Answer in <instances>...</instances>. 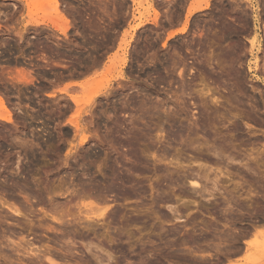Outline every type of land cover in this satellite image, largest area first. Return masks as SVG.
<instances>
[{
    "label": "rangeland",
    "instance_id": "rangeland-1",
    "mask_svg": "<svg viewBox=\"0 0 264 264\" xmlns=\"http://www.w3.org/2000/svg\"><path fill=\"white\" fill-rule=\"evenodd\" d=\"M58 1L56 14L51 10L55 7L53 0H30L33 4L27 3V0L0 2V97L4 99L0 114L10 116L13 121L7 124L0 120V202L14 206L32 221L29 224L28 220L11 216L0 206V264L5 259L8 260L7 264L20 263L21 259L26 264L27 256L23 252L27 247L37 252L50 246L57 260L61 258V253L68 250L69 241L76 243L70 252L79 263L82 261L77 259L75 253L85 255L82 259L89 264H96L94 258L88 261L91 255L103 264H229L230 261L232 264H264V234L256 236L253 233L258 239L254 238V247L247 252L242 246L244 239L240 241L239 237V233L252 224L250 218L255 214L252 208H257V211L258 206H262L259 198L264 194L262 189L252 184L253 193H257L256 199L250 195L252 200L246 195L247 179L253 181L252 174L261 173L264 158H261L262 164L255 155V159L247 157L257 159L253 161L256 164L250 159H242L249 153V156L255 154L250 150H256L258 154L264 146V12L260 10L261 0H251V5L243 0H209L207 9L194 13L187 21L185 16L190 6L203 0ZM25 3L30 7H26ZM256 16L258 22L255 23ZM46 17L51 18L52 24L38 27L28 25L31 20L40 21ZM153 17L156 18L155 22H152ZM140 21L144 22L143 26L134 31V26ZM186 22V32L172 38L167 47H162L167 32L181 29ZM255 31L260 35V43L255 44L253 49L248 42ZM179 71H182L180 76ZM20 72L25 73L24 77L29 83H23ZM67 83L82 84L80 87L71 85L67 89L68 95L77 100L81 107L79 112L69 96L58 93ZM203 85H209L208 95H204L206 90L200 93ZM96 90L101 91L99 96L87 105L89 96ZM213 91L220 92L216 95L222 106L228 105L226 102L231 99L235 108H242L236 110L233 107L242 118L239 119V132H232L227 118L218 121V124L222 123L218 125V131L225 134V138L217 139L215 143L225 145L224 149L228 147L221 157L235 156L230 163L229 157L221 158L222 161L225 159L221 161L222 164H226L221 165V169L211 166L210 170L199 172L200 179L199 176L196 178L200 185H205L207 190L214 189L216 193L212 201L205 202V193L193 192L188 182L181 179L179 166L167 165L170 161L179 165L183 163L181 166L185 167V172L196 175L197 166L204 164L194 160L193 155L196 154L193 149L184 148L191 135L185 136L183 133L182 136L181 131L186 127L195 130L197 126L198 129L202 115L206 112L211 114L209 110L213 105L210 95ZM167 117L170 122L166 123ZM76 124L81 128L77 130L79 133L74 129ZM228 142L230 145L227 146ZM263 150L260 154L264 157ZM243 154L244 157L241 156ZM205 167L208 168V165ZM247 167L251 170L248 171ZM227 175L232 178H227ZM235 196L241 197L237 199ZM246 196L253 203L250 204ZM226 198H234L237 203L243 200V204L232 200L229 207ZM172 206H176L182 223L174 221L168 213ZM213 206L219 207L214 209ZM57 207L70 210L75 220L87 217L94 221L97 224L96 234L84 237L82 227L77 223L69 224L66 215L61 219L63 225L50 221L52 212L60 210ZM101 209H106L108 215L101 213ZM42 210L49 214H43ZM259 210L257 212L261 213ZM219 211H222L220 215ZM248 211H253V215L249 216ZM260 213L256 216L260 217ZM105 222L112 230L109 233L101 226ZM27 226H31L32 231H28ZM211 227L215 230L214 235ZM113 228L124 232L126 228L130 234L113 231ZM109 238L113 239L114 244L108 243ZM82 241L88 247L91 245L90 250L87 248L89 252L92 250L90 256L85 252ZM132 241L137 243L136 247ZM129 245L132 246L130 251L127 249ZM108 253L117 257L113 263L105 257ZM235 257L238 259L234 261ZM57 261L58 264H66L64 259Z\"/></svg>",
    "mask_w": 264,
    "mask_h": 264
},
{
    "label": "bare ground",
    "instance_id": "bare-ground-1",
    "mask_svg": "<svg viewBox=\"0 0 264 264\" xmlns=\"http://www.w3.org/2000/svg\"><path fill=\"white\" fill-rule=\"evenodd\" d=\"M1 1H10V0H0V2ZM50 1H52V0H50ZM57 1L58 0H53V3H54V5H55V9L53 10V7H52V11H55V13L54 14H56V12L58 11V9L56 8V6L58 5V3H57ZM182 1V0H181ZM244 2H246L247 4H249V5H251V0H243ZM30 3V0L28 1L27 0V3ZM34 2V1H33ZM33 2L32 3H30V4H33ZM36 2H37V0H36ZM59 2V1H58ZM170 2V1H169ZM260 3H261V7H262V9H260L261 10V13L262 12H264V0H261V1H259ZM50 3V2H49ZM26 4V3H25ZM30 4H26V7H28ZM43 4V3H42ZM41 4V5H42ZM185 4V3H184ZM208 4H209V0H203V1H201V2H194V4L192 5V6H190V8L187 10V14H186V16H185V19H186V21H187V19L191 16V15H193L194 13H197V12H200V11H202V10H205V9H207V7H208ZM36 5H37V3H36ZM60 5V4H59ZM172 5V4H171ZM254 5V4H253ZM32 6V5H31ZM40 6V5H39ZM52 6V5H51ZM259 6H260V4H259ZM30 7V6H29ZM41 7V6H40ZM58 7V6H57ZM63 7V6H62ZM245 7H247V6H245ZM260 7V8H261ZM47 8V10H48V7H46ZM64 8V7H63ZM248 8V7H247ZM259 8V7H258ZM30 9V8H29ZM45 9V8H44ZM249 9V8H248ZM31 10V9H30ZM78 10V9H77ZM169 10V9H168ZM79 11V10H78ZM52 13V12H51ZM167 13V12H166ZM53 14V15H54ZM262 14H260V16H261ZM264 15V14H263ZM58 16V15H57ZM56 16V17H57ZM62 16H63V14H62ZM68 16V15H67ZM73 16V15H72ZM71 16V17H72ZM259 16V15H258ZM61 17V16H60ZM83 17V16H82ZM171 17V16H170ZM220 17V16H219ZM228 17V16H227ZM238 17V16H237ZM264 17V16H263ZM225 18V17H224ZM249 18V17H248ZM261 18V17H260ZM51 18L50 17H46V19H43V20H31V21H29L28 22V25L31 27V26H39V25H46V24H52V21L50 20ZM57 20H58V18H56ZM63 19V18H62ZM154 21H152V22H155L156 20V18H152ZM243 19V18H242ZM261 20V19H260ZM61 21V20H60ZM68 21V20H67ZM151 21V20H150ZM222 21V20H221ZM64 22V21H63ZM66 22V21H65ZM148 22V21H147ZM227 22H228V20H227ZM226 22V23H227ZM254 22L256 23V22H258V18H257V16L256 17H254ZM261 22V21H260ZM91 23V22H90ZM145 23H146V21H145ZM54 24V23H53ZM143 24H144V22L143 21H140L139 23H137L136 24V26H134V28H133V30L135 31V30H137V29H139V28H141L142 26H143ZM187 22L182 26V28L181 29H179V30H177V31H175V32H170V31H168L167 32V34H166V38H165V41H164V43H163V45H162V47L164 46V47H167L169 44H168V42L172 39V38H177L178 36H181V35H183L185 32H186V28H187ZM262 24V23H261ZM56 25V26H55ZM169 26H170V24H168ZM225 25V24H224ZM257 25V24H256ZM58 25L57 24H54V27L55 28H58L57 27ZM220 26H221V24H220ZM259 26V25H258ZM261 26V25H260ZM263 26V28L262 29H264V25H262ZM64 27V26H63ZM66 27H67V25H66ZM54 28V29H55ZM65 28V27H64ZM68 28V27H67ZM74 28V27H73ZM172 28V27H171ZM173 29V28H172ZM231 29V28H230ZM261 29V30H262ZM65 30H66V28H65ZM68 30V29H67ZM236 30V29H235ZM249 30V29H248ZM133 31V32H134ZM163 31H165L166 32V30H163ZM263 31V30H262ZM62 33V32H61ZM164 33V32H163ZM219 33H220V31H219ZM226 33V32H225ZM260 33V32H259ZM264 33V31L262 32V34ZM17 34V33H16ZM63 34V33H62ZM206 34V33H205ZM215 34V33H214ZM213 34V35H214ZM55 36V35H54ZM204 36V35H203ZM260 36V35H259ZM259 36H258V33H256V31H255V33H254V37L248 42V44L253 48V46H255V44H259L260 43V41H259ZM217 37V36H216ZM264 37V36H263ZM263 37H262V39H263ZM204 38V37H203ZM205 39V38H204ZM203 39V40H204ZM210 39V38H209ZM208 39V40H209ZM28 40V39H27ZM227 40V39H226ZM264 40V39H263ZM262 41V40H261ZM222 42V41H221ZM232 42V41H231ZM239 42V41H238ZM43 43V42H42ZM234 43V42H233ZM246 43V42H245ZM53 44V43H52ZM82 44H84V43H82ZM199 44H201L200 42H199ZM210 44V43H209ZM211 44H212V42H211ZM238 44V43H237ZM247 44V45H248ZM3 45V44H2ZM208 45V44H207ZM242 45H243V43H242ZM246 45V44H245ZM39 46V45H38ZM4 47V46H3ZM170 47V46H169ZM208 47V46H207ZM221 47V46H220ZM235 47V46H234ZM243 47H244V45H243ZM56 48V47H55ZM241 48H242V46H241ZM254 49V48H253ZM55 51V50H54ZM167 51V50H166ZM165 51V52H166ZM235 52V51H234ZM220 53V52H219ZM226 54H228V53H226ZM242 54H244V53H242ZM236 55V54H235ZM238 55H240V54H238ZM56 56V55H55ZM262 56V55H261ZM222 57V56H221ZM225 57V56H224ZM227 57V56H226ZM232 57V56H231ZM230 58V57H229ZM240 58V57H239ZM165 59H167V58H165ZM43 60V59H42ZM167 62V61H166ZM169 62V61H168ZM254 62V61H253ZM262 62H263V60H262ZM164 63V62H163ZM170 64V63H169ZM124 65V64H123ZM262 65V64H261ZM264 65V64H263ZM262 65V66H263ZM171 66V65H170ZM173 67V66H172ZM260 67V66H259ZM168 68V67H167ZM222 70V69H221ZM258 70V69H257ZM264 69H262V71H263ZM237 71V70H236ZM182 72V71H181ZM181 72L179 71V73H178V75L180 76L181 75ZM264 72V71H263ZM258 73H260V72H258ZM262 73V72H261ZM20 74V78L23 80V83L25 82V84L26 83H29V81H28V79L27 78H25L24 77V75H25V73H24V75H23V72H20L19 73ZM228 75V74H227ZM263 76H264V73H263ZM28 77V76H27ZM171 77V76H170ZM182 77V76H181ZM30 78V77H29ZM119 78H121L120 76H119ZM220 78V77H219ZM21 80V81H22ZM115 80H116V77H115ZM201 80V83H202V77H200L199 76V81ZM18 81H19V78H18ZM167 82V81H166ZM171 82V81H170ZM201 83H200V85H201ZM71 85H77L78 87H80L81 85H80V83L79 84H76V83H67L64 87H62L61 89H59L58 90V93L59 94H62V95H65V96H69L68 95V93H67V89L71 86ZM118 85V84H117ZM168 85V84H167ZM207 85V84H206ZM206 85H203V88H201L200 89V93L202 92L203 93V91H205L206 90V93H204V95H208V92L210 91L209 89H208V86H206ZM202 86V85H201ZM210 88H212L211 86H210ZM216 91H218V90H216ZM94 93H91L92 95L91 96H89V98H88V100H87V105H89L91 102H92V100L96 97V96H99L98 94L101 92L100 90H96V91H93ZM214 92V91H213ZM55 93V92H54ZM195 93H196V91H195ZM220 93V92H219ZM219 93H217V92H214V93H212V95H210V101H211V103H212V110H209V111H211V117H210V115L207 113V115H206V113H205V115H202V117H201V125L198 127V129H197V126H196V129L195 130H191L192 129V127L191 128H188L187 129V127H186V129H182L183 131H181V134H182V136H183V133H185V136H190V138H191V140L189 141L188 140V142H187V144H185L184 143V145H187V146H185L184 148L186 149H193V151H194V154H196V155H193L194 157V160H197V162L199 161H202L206 166L208 165V168L207 167H205V165L204 164H202L201 162V164L200 165H198L197 167V169H198V172L196 173V175H194V174H192V172L191 173H187V172H185L186 170L182 167L183 166V163L181 164V165H179L178 163H175L174 162V160H173V162L174 163H172V161H170V162H168V165L167 166H173L174 167V165L175 166H179V170H181L180 172H182V175H181V179H183V181L184 182H188V184L190 185V187H192L193 188V192H199L200 194L202 193H205L206 195H207V197H206V195H205V197L206 198H204L206 201L205 202H208V201H212L214 198H213V195L214 194H216V193H214L215 191H213V190H207L206 189V187H205V185H200V183L197 181V178L196 177H198L200 174H199V172L200 171H208V170H210V168H211V166H215V167H220L221 165H223V164H225V163H223L222 164V162H224V160L222 161L221 160V156H223V154H224V150H226V149H228V147L226 148V149H224L226 146L225 145H220V143L219 144H216L215 143V141L218 139V140H220L222 137L223 138H225V134L223 135V134H221L219 131H218V128H219V126L218 125H221L222 123H220V124H218V121H222V119H225V118H227V121L226 122H228L229 123V128L230 129H232V132H239L240 130H241V125H240V121H239V119L240 118H242V117H240V114L238 115V113H240V112H235V110L234 109H238V108H235V105H234V102H232L231 103V99H229V100H227V104L228 105H226L225 106V104H223V106H225L226 108L224 109V107L222 106V104H220L219 103V97L217 96ZM53 94V93H52ZM217 94V95H216ZM54 95V94H53ZM217 97H216V96ZM51 95H47V97H50ZM176 96V95H175ZM17 97V96H16ZM70 97V96H69ZM177 97V96H176ZM176 97H175V99H176ZM167 98V97H166ZM173 98V97H172ZM179 98V97H178ZM209 98V97H208ZM221 98V97H220ZM70 99L74 102V104H75V106L77 107V111L79 112L80 110H81V107L78 105V102H77V100L76 101H74V98H72V97H70ZM168 99V98H167ZM174 99V100H175ZM226 99V98H225ZM224 99V100H225ZM171 100V99H170ZM173 100V101H174ZM221 100V99H220ZM223 100V99H222ZM223 100V101H224ZM164 101V100H163ZM172 101V102H173ZM174 102H176V101H174ZM221 102V101H220ZM3 103H4V99H3V97H0V107L3 105ZM162 103V102H161ZM169 103V102H168ZM204 103V102H203ZM210 103V104H211ZM225 103V102H224ZM218 104V105H217ZM237 104V103H236ZM239 104V103H238ZM164 105L166 106V103H164ZM175 105H177V104H175ZM205 105V104H204ZM203 105V106H204ZM217 105V106H216ZM232 105H234V106H232ZM240 106H241V103L239 104ZM92 106V105H91ZM201 106V105H200ZM207 106V105H206ZM206 106H205V108H206ZM253 106V105H252ZM257 106H258V104H257ZM3 107V106H2ZM168 107H169V105H168ZM167 107V108H168ZM233 107H234V109H233ZM238 107V106H237ZM163 108H164V106H163ZM250 108V107H249ZM210 109V108H209ZM240 109V108H239ZM238 109V110H239ZM242 109V108H241ZM240 109V110H241ZM254 109V108H253ZM252 109V110H253ZM261 109V108H260ZM168 110V109H167ZM166 110V111H167ZM203 110H205V109H203ZM222 110H223V112H222ZM256 110V109H255ZM244 111V110H243ZM248 111H249V109H248ZM8 112V111H7ZM6 111H5V113H7ZM251 112V111H250ZM253 112V111H252ZM257 112H258V110H257ZM264 112V111H263ZM203 113V112H202ZM237 113V114H236ZM248 113V112H247ZM259 113V112H258ZM10 114V113H9ZM165 114L167 115L168 113H166L165 112ZM204 114V113H203ZM246 114V113H245ZM252 114V113H251ZM209 115V116H208ZM258 115V114H257ZM264 115V114H263ZM168 116V115H167ZM169 116H170V114H169ZM246 116H247V114H246ZM245 116V119L247 118ZM256 116V115H255ZM244 117V116H243ZM252 117V116H251ZM250 117V118H251ZM261 116H259V118H260ZM258 118V119H259ZM244 119V120H245ZM249 119V118H248ZM0 120H2V121H4L5 123H7V124H12L13 123V121H12V119L10 118V116H5V115H1L0 114ZM172 120V119H171ZM251 120V119H250ZM253 120V119H252ZM260 120V119H259ZM258 120V121H259ZM165 121H166V123L167 122H170L169 121V118L167 117L166 119H165ZM197 121H198V119H197ZM199 122V121H198ZM217 122V123H216ZM225 122V121H224ZM247 122V121H246ZM260 122V121H259ZM262 122V121H261ZM70 124H71V122H69ZM264 123V122H263ZM263 123H260V124H263ZM200 124V123H199ZM169 125V124H168ZM223 125H224V123H223ZM244 125V124H243ZM247 125V124H246ZM169 126H171V125H169ZM225 126V125H224ZM231 126V127H230ZM264 126V125H263ZM222 127V126H221ZM246 127V126H245ZM223 128V127H222ZM74 129H75V131L76 132H78L77 130H79V129H81L80 127L78 128V125L76 124V125H74ZM221 129V128H220ZM226 129H228V127L226 128ZM224 130V129H223ZM80 131V130H79ZM222 132V131H221ZM229 132V131H228ZM227 132V133H228ZM252 132V131H251ZM258 132V131H257ZM79 133V132H78ZM235 134V133H234ZM78 135V134H77ZM230 135V134H229ZM256 135H259V134H256ZM184 136V137H185ZM231 136V135H230ZM260 137V136H259ZM258 137V138H259ZM82 138H84V137H82ZM181 138H183V137H181ZM189 138V137H188ZM187 138V139H188ZM222 138V139H223ZM254 138V137H253ZM262 138V137H261ZM161 138H159V140H160ZM187 139H185V140H187ZM238 139V138H237ZM255 139V138H254ZM82 140H84V139H82ZM224 140V139H223ZM247 140V139H246ZM260 140V139H259ZM233 141V140H232ZM235 141V140H234ZM238 141H239V139H238ZM243 141V140H242ZM245 141V140H244ZM256 141H258V140H256ZM184 142V141H183ZM259 142V141H258ZM83 143V142H82ZM182 143V142H181ZM230 142H228V143H226V145L228 146V145H230L229 144ZM232 143V142H231ZM233 143H235V142H233ZM260 143V142H259ZM258 143V144H259ZM237 144V143H236ZM235 144V145H236ZM250 144V143H249ZM252 144V143H251ZM234 145V144H233ZM243 145V144H242ZM245 145V144H244ZM260 145V144H259ZM180 146V145H179ZM183 146V145H182ZM253 146V145H252ZM261 146V145H260ZM255 147V146H254ZM264 147V146H263ZM263 147H261V150L262 149H264ZM250 148H252L253 149V147H250ZM180 149H181V147H180ZM237 149V148H236ZM238 149H239V146H238ZM244 149V148H243ZM182 150V149H181ZM181 150H180V152H181ZM257 150H259V148L257 149ZM261 150L260 151H258L259 153L258 154H260L261 153ZM185 151H187V150H185ZM184 151V152H185ZM192 151V152H193ZM228 151V150H227ZM231 151V150H230ZM238 151H240V150H238ZM253 152V153H255V154H253V155H250L249 156V154L248 155H246V158H242V159H245L246 161H247V159H248V157H252V158H254L253 156L255 155V158L257 157V159L259 160V159H261V158H264L263 157V155H261L259 158H258V154H257V152H255L256 150H250V152ZM187 152H189V150L187 151ZM186 152V153H187ZM229 152V151H228ZM232 152V151H231ZM233 152H234V150H233ZM249 152V151H248ZM251 152V153H252ZM263 152H264V150H263ZM183 153V152H182ZM225 153H226V151H225ZM235 153H237V151L235 152ZM235 153H233V154H235ZM239 153V152H238ZM241 154V153H240ZM257 154V155H256ZM180 155V154H179ZM189 155V154H188ZM187 155V156H188ZM231 155V157H229L230 159L233 157V156H235V155H233L232 156V154H230ZM244 155L245 154H243V155H241L242 157H244ZM185 156V155H184ZM186 156V157H187ZM224 156H226V155H224ZM238 156V155H237ZM248 156V157H247ZM228 157L226 158V157H223V158H226V159H228ZM222 158V159H223ZM249 158V159H250ZM254 158V159H255ZM229 159V160H230ZM241 159V158H240ZM248 159V160H249ZM256 159V160H257ZM192 160V159H191ZM228 160V161H229ZM251 160V159H250ZM249 160V161H250ZM256 160H251V162L252 163H255V162H253V161H256ZM264 160V159H263ZM17 161V160H16ZM222 161V162H221ZM227 161V162H228ZM231 161H233V159H231L230 161H229V163L231 162ZM235 161H236V159H235ZM261 161V164H262V159L260 160ZM196 161H195V163H197ZM250 162V163H251ZM233 163V162H232ZM231 163V164H232ZM237 163H238V161H237ZM249 163V164H250ZM258 164H259V162H257ZM192 164V163H191ZM242 164L243 163H241V166H242ZM246 164V163H245ZM245 164H244V166L243 167H245ZM256 164V163H255ZM255 164H253V165H255ZM258 164L256 165V166H258ZM260 164V165H261ZM226 165V164H225ZM227 165H228V163H227ZM238 165H240V164H238ZM230 166V165H229ZM232 166H233V164H232ZM235 166V165H234ZM246 166H247V164H246ZM263 167V170L261 171H259V172H261L259 175H257V174H252L253 175V181H250L251 179H249V181H250V183L251 184H249V181H248V177L246 178L247 179V182H246V184L248 185V188H247V194L246 195H248L251 199H252V197L254 196H256V194L255 193H253V191H252V187H254V185H255V187H257V189H262V191H264V164L262 165ZM17 167V166H16ZM187 168H188V165L186 166ZM224 167V166H223ZM222 167V168H223ZM226 167H228V166H225L224 168H226ZM240 167V166H239ZM249 167V166H248ZM247 167V168H248ZM223 168V169H224ZM246 168V167H245ZM250 168V167H249ZM248 168V171L249 170H251V169H249ZM257 168H261V167H257ZM256 168V169H257ZM183 169H184V171H183ZM189 169V168H188ZM220 169H221V167H220ZM219 169V170H220ZM233 169V168H232ZM258 169V170H259ZM176 170H178V169H176ZM191 170H193V169H191ZM227 170V169H226ZM243 170H246V169H244L243 168ZM252 170H254V168L252 169ZM190 172V171H189ZM226 172V171H225ZM224 172V173H225ZM229 172V171H228ZM233 171H231V173H232ZM251 172H254V173H256L255 171H251ZM258 172V171H257ZM187 173V174H186ZM203 173V172H202ZM212 173V172H211ZM227 173V172H226ZM230 173V172H229ZM233 173H235V171L233 172ZM243 173V172H242ZM241 173V174H242ZM181 174V173H180ZM221 174H223V173H221ZM241 174H239V179H240V175ZM214 175V174H213ZM231 175H233V176H235V174H231ZM231 175H227L226 177L228 178V176H230L231 177ZM251 175V176H252ZM201 176H202V174H201ZM203 177H205V176H203ZM223 177V176H222ZM199 179H200V176L198 177ZM206 178H207V176H206ZM232 178V177H231ZM236 178V177H235ZM241 178H243V177H241ZM250 178V177H249ZM225 179V178H224ZM245 179V178H244ZM182 181V182H183ZM183 182V183H184ZM252 184H254V185H252ZM181 185H182V183H181ZM184 185V184H183ZM182 185V186H183ZM244 185H245V183H244ZM241 186H243V182H242V185ZM211 188V187H210ZM213 188V187H212ZM244 188V187H243ZM251 191H252V193H251ZM261 191V192H262ZM185 193H186V190L184 191ZM189 192V191H188ZM192 192V193H193ZM240 192H242V191H240ZM191 193V192H190ZM189 194V193H188ZM222 194V193H221ZM254 194V195H253ZM180 195V194H179ZM191 195V194H190ZM242 195H245L244 193L242 194ZM252 197H251V196ZM188 196V195H187ZM193 196H195V195H193ZM198 196H199V194H198ZM202 196V195H201ZM215 196V195H214ZM248 196H246V198L248 197ZM197 197V196H196ZM200 197V196H199ZM198 197V198H199ZM231 197H233V196H231ZM237 199L238 198H240V197H237V196H235ZM245 197V196H244ZM253 197V198H254ZM222 198V197H221ZM228 198V197H227ZM226 198V199H227ZM246 198H244V200L246 199ZM250 198H247L248 199V202H250V204L251 203H253V201L251 202V199ZM223 199V198H222ZM242 199V198H241ZM255 199H256V197H255ZM260 200H261V202L263 203H261V205L262 206H258L259 208H258V210L259 211H261V213L260 212H257L256 211V209L255 208H252V210H254V215H253V211H248V212H250L248 215L250 216V214L251 215H253L252 216V218H250L249 216H248V219L250 218V220H252V221H250L252 224H248L247 225V227L248 228H246V229H243L242 231L239 229V231H241V232H243V233H239V231L237 232V234L239 233V237H240V241L241 240H243L242 241V246H243V250H244V252H247L248 250H251L253 247H254V238L258 235H263L264 234V231H263V233H262V231L261 230H259V229H263L264 230V228L262 227V225L264 226V194H262L261 196H260V198H259ZM88 200V199H87ZM178 200V199H177ZM200 200V199H199ZM217 200V199H216ZM215 200V201H216ZM232 200H234L235 201V203H237V201L233 198ZM232 200H230V198H229V200L227 199V201H228V204L226 203V200H225V203H226V205L227 206H229L230 207V202L232 201ZM240 200V199H239ZM238 200V201H239ZM253 200V199H252ZM83 201V200H82ZM204 201V200H203ZM246 202H247V200H245ZM259 201V200H258ZM181 202V201H180ZM199 202V201H198ZM214 202V201H213ZM240 202H241V200H240ZM240 202H238L237 204H239ZM242 202H243V200H242ZM241 202V204H243ZM245 202V203H246ZM255 202V201H254ZM7 203V202H6ZM31 203V202H30ZM224 203V202H223ZM232 203H234V202H232ZM235 203H234V205H235ZM256 203V202H255ZM258 203V202H257ZM182 204V203H181ZM200 204V203H199ZM208 204V203H207ZM214 204V203H213ZM240 204V205H241ZM250 204H249V206H250ZM196 205V204H195ZM225 205V206H226ZM0 206H1V208H5L6 209V211L7 212H9L10 214H11V216H16V217H20V218H22V219H25L26 221L28 220V218H27V216L28 215H24V214H22L17 208H15L14 206L13 207H11V206H9V205H6L5 204V202H0ZM220 206V205H219ZM218 206V207H219ZM222 206V205H221ZM242 206V205H241ZM245 206H246V204H245ZM247 206H248V203H247ZM248 206V207H249ZM56 207V206H55ZM173 207V206H172ZM214 207V206H213ZM218 207H214V209L215 208H218ZM232 207V206H231ZM235 207V206H234ZM240 207V206H239ZM252 207V206H251ZM251 207H250V209L249 210H251ZM31 208V207H30ZM29 208V209H30ZM53 208V207H52ZM57 208H60V207H57ZM94 208V207H93ZM196 208V207H195ZM199 208V207H198ZM198 208H197V210H198ZM204 208H206V207H204ZM210 208V207H209ZM242 208V207H241ZM244 208V207H243ZM169 209V208H168ZM178 209V208H177ZM201 209H202V207H201ZM207 209V208H206ZM223 209V208H222ZM225 209H228V208H225ZM225 209H223V210H225ZM248 209V208H247ZM2 210V209H1ZM39 210V209H38ZM46 210H48V209H46ZM96 210V209H95ZM98 210V209H97ZM112 210H114V209H112ZM209 210H211V209H209ZM230 210V209H229ZM236 210V209H235ZM238 210V209H237ZM240 210V209H239ZM245 210H246V208H245ZM52 211H53V209H52ZM70 210H67V209H65V211H64V208H60V210H54L53 212H52V214H51V212H50V214H51V216L49 217V219L51 218V220L50 221H52L53 223H57V224H62L63 222H62V217H64L63 215H66V217L67 218H69V220H68V223L69 222H72L73 224L75 223H77L79 226H81L82 227V230H83V233H84V237H86V236H88L89 234L91 235V234H96L95 232H97L96 231V228H97V224L94 222V221H92L91 219L89 220L87 217L86 218H84V220H81V219H77V220H75L74 218L75 217H73L72 216V213L71 212H69ZM92 211V210H91ZM99 211H101V213H104V214H106V213H108L107 212V210L106 209H101V210H99ZM98 211V212H99ZM109 211V210H108ZM168 211V213H170L171 214V216L174 218V221H176V222H178V223H182L183 221L182 220H179V214L177 213V210H176V206L175 207H173V208H170V210H167ZM217 211V210H216ZM227 211V210H226ZM32 212V211H31ZM30 212V213H31ZM42 212H43V214H45V215H47L46 213H48L49 214V212L48 211H46V212H44L43 210H42ZM206 212H207V210H206ZM220 212H222V211H219L218 213H219V215H220ZM231 212V211H230ZM235 212V211H234ZM242 212H243V209H242ZM112 213V218L114 217L113 216V214H114V212L112 211L111 212ZM111 213H109L110 214V218H111ZM138 213V212H137ZM140 213V212H139ZM198 213V212H197ZM213 213V212H212ZM217 213V214H218ZM238 212H236L235 214H237ZM240 213H241V211H240ZM258 213H260L261 214V216L260 217H258V216H256V214H258ZM32 214V213H31ZM133 214V213H132ZM216 214V215H217ZM234 214V213H233ZM6 215V214H5ZM44 215V216H45ZM108 214H106V216H107ZM202 215V214H201ZM222 215V214H221ZM224 215H226L225 214V212H224ZM227 215H228V211H227ZM231 215V214H230ZM238 215V214H237ZM240 215V214H239ZM244 215V214H243ZM247 215V214H246ZM125 216V215H124ZM218 216V215H217ZM241 217H243L242 215H240ZM43 217V216H42ZM128 217H130V216H128ZM192 217V216H191ZM191 217H190V219H191ZM221 217V216H220ZM222 217H224V216H222ZM239 217V216H238ZM244 217H247V216H244ZM5 218H6V216H5ZM9 218V217H8ZM12 218V217H11ZM44 218V217H43ZM47 218V217H46ZM215 218L216 217H214V220H215ZM137 218H134L133 220L134 221H137L136 220ZM221 219V218H220ZM226 219V218H225ZM229 219H232L231 217L229 218ZM234 219V218H233ZM239 219V218H238ZM248 219H244V220H248ZM4 220V219H3ZM12 220V219H11ZM115 220V219H114ZM118 220V219H117ZM132 220V219H131ZM192 220V219H191ZM203 220V219H202ZM202 220H201V222H202ZM214 220H212V221H214ZM218 220H219V218H218ZM228 220V219H227ZM14 221V220H13ZM121 221V220H120ZM122 221H124V219L122 220ZM206 221V220H205ZM224 221V220H223ZM229 221V220H228ZM241 221H242V219H241ZM6 222H7V220H6ZM32 222V221H31ZM29 220H28V223L30 224L31 223ZM118 222V221H117ZM210 222V221H209ZM225 222V221H224ZM232 222V221H231ZM1 223V222H0ZM23 223V222H22ZM24 223H27V222H24ZM106 223V222H105ZM194 223V222H193ZM200 223V222H199ZM204 223H206V222H204ZM215 223V222H214ZM213 223V224H214ZM70 224V223H69ZM74 224V225H75ZM99 224V223H98ZM117 224V223H116ZM195 224H197V223H195ZM207 224H209L208 222H207ZM211 224V223H210ZM235 224V223H234ZM1 225V224H0ZM63 225V224H62ZM65 225V224H64ZM77 225V226H78ZM118 225V224H117ZM135 224H133V226H134ZM180 225V224H179ZM205 226H206V224H204ZM212 225V224H211ZM217 226L219 225L218 223L216 224ZM233 225V224H232ZM78 226V227H79ZM101 226L103 227V230L106 232V233H109V230L111 229L110 228V226H109V223H106V224H102L101 223ZM111 226H112V224H111ZM128 226V225H127ZM130 226V225H129ZM128 226V227H129ZM132 226V228H134ZM191 226H192V224H191ZM190 226V227H191ZM205 226H204V228H205ZM208 226H210V225H208ZM229 226H230V224H229ZM17 227V226H16ZM28 228V231H32V227L30 226H27ZM115 227V226H114ZM131 227V226H130ZM162 226H160V228H161ZM183 227V226H182ZM193 227V226H192ZM214 227V226H213ZM216 227V226H215ZM227 227V226H226ZM240 227H241V225H240ZM260 227H262V228H260ZM45 228V227H44ZM48 229H50L49 227H47ZM47 228H45V229H47ZM105 228V229H104ZM201 228V227H200ZM199 228V229H200ZM239 228V227H238ZM12 229V228H11ZM52 229V228H51ZM50 229V230H51ZM120 229V228H119ZM130 229V228H129ZM188 229V228H187ZM211 229H212V227H211ZM229 229V228H228ZM236 230H237V228H235ZM2 230V229H1ZM49 230V231H50ZM121 230V229H120ZM125 232H127V233H129V231H127V229L125 228ZM133 230V229H132ZM131 230V231H132ZM136 229H134V231H135ZM141 230H142V228H141ZM140 229H139V233H140V231H141ZM160 230V229H159ZM175 230V229H174ZM193 230V229H192ZM198 230V229H197ZM205 230V229H204ZM112 230H110V232H111ZM113 231H116V228H113ZM117 231H119L118 229H117ZM116 231V232H117ZM133 231V232H134ZM161 231H162V229H161ZM172 231V230H171ZM203 231V230H202ZM205 231H207V230H205ZM213 231H215V230H213L212 229V233H213ZM219 231V230H218ZM229 231V230H228ZM231 231V230H230ZM232 231H233V229H232ZM3 232V231H2ZM13 232V231H12ZM36 232V231H35ZM34 231H33V233H35ZM71 232H72V230H71ZM119 232H122V233H125L123 230L122 231H119ZM118 232V233H119ZM177 232V231H176ZM193 232V231H192ZM226 232H227V230H226ZM235 232V231H234ZM9 233V232H8ZM30 233V232H29ZM47 233V232H46ZM117 233V234H118ZM159 233V232H158ZM162 233V232H161ZM160 233V234H161ZM163 233H165V232H163ZM184 233V232H183ZM208 233V232H207ZM220 233V232H219ZM253 233H255L256 234V236L253 234ZM31 234H32V232H31ZM79 234V233H78ZM82 234V233H81ZM130 234V233H129ZM132 234L133 233H131V236H132ZM153 234V232L151 233V235ZM167 234V233H166ZM173 234V233H172ZM179 234V233H178ZM185 234V233H184ZM183 234V235H184ZM198 234H200V233H198ZM211 234V233H210ZM226 234V233H225ZM225 234H224V236H225ZM234 234H236V233H234ZM237 234H236V236L235 237H237ZM241 234V235H240ZM15 235H17V234H15ZM46 235V234H45ZM83 235V234H82ZM81 235V236H82ZM119 235H121V234H119ZM138 235H140V234H138ZM142 235V234H141ZM158 235V234H157ZM171 235V234H170ZM206 235H208V234H206ZM212 235H214V233L212 234ZM217 235V234H216ZM222 235V234H221ZM226 235H228V234H226ZM9 236H11V235H9ZM20 236V235H19ZM99 236V235H98ZM97 236V237H98ZM127 236L128 235H126V238H127ZM134 236V235H133ZM150 236V235H149ZM185 236V235H184ZM188 236V235H187ZM192 236V235H191ZM196 236V235H195ZM229 236V235H228ZM230 236H232L231 234H230ZM84 237H82V238H84ZM97 237H95V238H97ZM119 237V236H118ZM208 237V236H207ZM238 237V238H239ZM241 237H243L242 239H241ZM261 237V236H260ZM263 237H264V235H263ZM86 238H88V237H86ZM90 238V237H89ZM93 238V237H92ZM110 238H112L111 236H110ZM109 238V240L110 241H108V243L109 244H111V243H113L114 241H112L113 239H110ZM188 238V237H187ZM232 238V237H231ZM257 238V237H256ZM91 239V238H90ZM131 239V238H130ZM191 239V238H190ZM229 239H230V237H229ZM258 239V238H257ZM3 240V239H2ZM33 240V239H32ZM58 240V239H57ZM127 240V239H126ZM129 240V239H128ZM138 240V239H137ZM181 240V239H180ZM192 240V239H191ZM256 240V239H255ZM6 241V240H5ZM30 241V240H29ZM28 241V242H29ZM88 241V240H87ZM100 241V240H99ZM184 241V240H183ZM183 241H181L182 243H184ZM212 241V240H211ZM229 241H231V239L229 240ZM234 241V240H233ZM236 242L238 241V240H235ZM51 242V241H50ZM53 242V241H52ZM54 242H57V241H54ZM70 242V241H69ZM68 242V245H67V248L66 249H68L67 250V252L66 253H70V251H71V248L73 249V246L76 244H74V243H72V241L69 243ZM93 242V241H92ZM91 242V243H92ZM132 242H134V241H132ZM131 242V243H132ZM167 242V241H166ZM192 242V241H191ZM12 243V242H11ZM24 243H26L25 241H24ZM37 243V242H36ZM49 243V242H48ZM66 243H67V241H66ZM90 243V244H91ZM124 243V242H123ZM128 243H130V242H128ZM140 243V242H139ZM181 243V244H182ZM230 243H232V241L230 242ZM1 244V243H0ZM9 244V243H8ZM14 244V243H13ZM18 244V243H17ZM27 244H29V243H27ZM46 244H47V242H46ZM57 244V243H56ZM82 244L84 245L85 244V246H83V248H84V250H85V252L86 253H89V254H87L88 256H90L91 255V251L89 252V250H90V246L88 247V245H86L87 243H83V241H82ZM108 244V245H109ZM114 244V243H113ZM112 244V245H113ZM135 244H137V243H135L134 242V245ZM5 245V244H4ZM19 245V244H18ZM17 245V246H18ZM130 245H132V244H130ZM129 245V248H127L129 251L131 250V248H132V246H130ZM183 245V244H182ZM200 245V244H199ZM199 245H197V246H199ZM213 245V244H212ZM16 246V247H17ZM26 246V245H25ZM29 246V245H28ZM49 246V245H48ZM196 246V245H195ZM214 246H217V245H214ZM222 246V245H221ZM242 246H241V248H242ZM0 247H2V244H1V246ZM12 247L14 248V246L12 245ZM110 247V246H109ZM108 247V248H109ZM113 247V246H112ZM135 247H136V245H135ZM192 247H194L193 245H192ZM192 247H190L191 249H192ZM207 247V246H206ZM213 247V246H212ZM228 247V246H227ZM238 247H240V245L238 246ZM7 248H10V247H7ZM12 248V249H13ZM18 248H20L19 246H18ZM30 248V247H29ZM40 248V247H39ZM74 248H75V246H74ZM89 250H88V249ZM195 248H197V247H195ZM216 248V247H215ZM240 248V249H241ZM11 249V250H12ZM17 249V248H16ZM15 249V250H16ZM23 249V248H22ZM25 249V251L23 252V253H25V257H26V259H25V261H27L26 262V264H58V261L57 260H59V259H57L56 260V257H55V255H53L52 253H51V250H50V246L49 247H43V250L42 251H37V250H39V249H37L36 251L37 252H35V251H33V250H35V249H28V247H27V249L26 248H24ZM61 249V248H60ZM59 249V250H60ZM65 249V250H66ZM197 249H199V248H197ZM236 249H237V246H236ZM239 248H238V250H240ZM1 250V249H0ZM4 250V249H3ZM27 250V251H26ZM54 250V249H53ZM63 250V249H62ZM135 250V249H134ZM229 250H230V248H229ZM235 250V249H234ZM238 250H237V252H236V254L238 255L239 253H238ZM10 251V250H9ZM189 251V250H188ZM187 251V252H188ZM215 251V250H214ZM220 251V250H219ZM224 251V250H223ZM227 250H225V252H226ZM231 251V250H230ZM233 251V250H232ZM236 251V250H235ZM112 252V251H111ZM111 252H109V253H111ZM191 252V251H190ZM199 252V251H198ZM218 252V251H217ZM240 252V251H239ZM243 252V251H242ZM17 253V252H16ZM20 252H18V254H19ZM85 253V254H86ZM108 253V255L107 256H105V257H107V259H108V261L109 262H114L113 261V259L116 257H113V255L112 254H109ZM232 253V252H231ZM8 254V253H7ZM15 254V253H14ZM22 254V253H21ZM71 254V253H70ZM69 254V256L71 257L72 255H70ZM133 254V253H132ZM188 254V253H187ZM186 254V255H187ZM23 255V254H22ZM68 255V254H67ZM130 255V254H129ZM189 255V254H188ZM225 255V254H224ZM228 255H230V254H228ZM4 256V255H3ZM81 257H85V255H80ZM232 256V255H231ZM234 256H235V253H234ZM6 257V256H5ZM17 257V256H16ZM15 256H14V258H16ZM21 257V256H20ZM24 257V256H23ZM63 257H66V256H63ZM97 257H99V256H97ZM197 257V256H196ZM199 257V256H198ZM3 258V257H2ZM10 258V257H9ZM60 258V257H59ZM80 258V257H79ZM92 258H94V260H93V262H95L96 264H103V263H101L100 261H98L97 260V258H95L93 255H91L90 257H88V261H92ZM117 258V257H116ZM200 258V257H199ZM5 259V258H4ZM3 259V260H4ZM11 259V258H10ZM9 259V260H10ZM18 259V258H17ZM21 259V258H20ZM28 259V260H27ZM78 259V258H77ZM84 259V258H83ZM83 259H79V261H83ZM87 259V258H86ZM105 259V258H104ZM122 259H124V258H122ZM193 259H194V257H193ZM66 260V259H65ZM106 260V259H105ZM125 260V259H124ZM142 260V259H141ZM140 259H139V261H141ZM5 261H7V262H5ZM5 261L2 263V264H7L8 263V260L7 259H5ZM15 261H17V260H15ZM18 261H20L19 259H18ZM87 260H85V262L84 263H88L89 264V262H86ZM143 261V260H142ZM196 261V260H195ZM202 261V260H201ZM226 261V260H225ZM14 262V261H13ZM77 262V261H76ZM80 263V264H84V263ZM10 263V262H9ZM25 264V262H23L22 261V259H21V261H20V263H17V264ZM75 263V262H74ZM126 263H127V261H126ZM10 264H13V263H10ZM66 264H70V263H67L66 262ZM72 264V263H71ZM76 264H78V262L76 263ZM106 264H108V262H106ZM116 264V263H115ZM229 264H232L231 263V261L229 262Z\"/></svg>",
    "mask_w": 264,
    "mask_h": 264
},
{
    "label": "flooded vegetation",
    "instance_id": "flooded-vegetation-1",
    "mask_svg": "<svg viewBox=\"0 0 264 264\" xmlns=\"http://www.w3.org/2000/svg\"><path fill=\"white\" fill-rule=\"evenodd\" d=\"M73 241L76 242L75 240H73ZM74 246H75V245H74ZM74 246H73V247H74ZM75 247H76V246H75ZM66 252H67V251H66ZM66 252H65V253H61L62 256H66V257L63 258V257L61 256V258H59V259H61V260L64 259L65 263L67 262V263H70V264H71V263H72V264H76L77 262H76V260H74L75 257H73V253L70 252V253H71V254H70L69 252H68V253H66ZM74 253H75V252H74ZM67 254H68V255H67ZM69 254L72 255V256L70 257ZM75 255L78 256V260H79L80 258L82 259V257H81L79 254L75 253ZM55 257H56V256H55ZM79 257H80V258H79ZM65 259H66V260H65ZM83 261L85 262V260H83ZM83 261H82V262H83ZM74 262H75V263H74ZM78 264H80V263L78 262Z\"/></svg>",
    "mask_w": 264,
    "mask_h": 264
},
{
    "label": "crops",
    "instance_id": "crops-1",
    "mask_svg": "<svg viewBox=\"0 0 264 264\" xmlns=\"http://www.w3.org/2000/svg\"><path fill=\"white\" fill-rule=\"evenodd\" d=\"M152 2H153V1H152ZM149 24H151V23L149 22ZM236 259H238V257H235V258H234V261H235Z\"/></svg>",
    "mask_w": 264,
    "mask_h": 264
}]
</instances>
